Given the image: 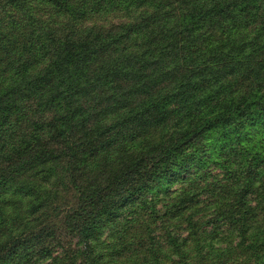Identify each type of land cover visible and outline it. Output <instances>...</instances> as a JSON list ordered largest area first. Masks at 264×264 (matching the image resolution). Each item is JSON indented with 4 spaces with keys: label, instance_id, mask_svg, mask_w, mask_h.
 Masks as SVG:
<instances>
[{
    "label": "rangeland",
    "instance_id": "1",
    "mask_svg": "<svg viewBox=\"0 0 264 264\" xmlns=\"http://www.w3.org/2000/svg\"><path fill=\"white\" fill-rule=\"evenodd\" d=\"M201 1L209 7L215 4V0ZM194 2L162 0L146 8L106 13L89 9L83 17L41 0H28L21 7L0 6V40L17 47L13 52L0 51V174H7L10 180L0 190V264H84L89 259H95L94 264H175L177 248L186 256V264H264V161H260L264 159V122L245 127L241 143L230 142L233 148L248 146L252 153L263 154L260 164L240 151L228 161L233 172L243 173L232 180L247 177L256 185L247 200L256 207L255 213H262L252 218V230L259 220L261 233H250V241L259 247L249 255L238 252L239 239L222 213L232 197L224 188H232L233 183L229 170L215 161L204 166L198 161L199 166L189 172L157 179L136 196H115L103 208L97 205L94 209L91 203L97 219L87 239L75 227L79 194L68 187L63 160L46 158L51 161L43 164L42 148L62 149L67 141L79 142L83 134L97 133L96 140L112 137L109 149L99 151L103 164L94 177L99 178L94 182L98 184L165 139L167 128L164 133L152 128L128 142V135L138 129L134 119H129L125 128L113 123L146 99L145 90L163 87V92L179 93L186 70L192 67L196 71L185 59V41L179 32L184 29L179 22L183 12L190 11ZM204 21L196 16V22L190 23L199 41H206L212 33L211 39L220 45L223 38L237 37L241 31L221 26L212 31L215 27ZM242 25L248 53L264 55V18L252 14ZM164 35L169 37L164 39ZM65 42L79 66L72 72L77 70L82 78L81 86L74 83L71 89L76 92L70 105L77 118L69 125L66 139L47 136L42 140L56 108L53 99L44 98L41 87L52 82L51 74L44 81L35 75L46 63L51 66L59 53L64 56L59 47ZM170 42L171 47L166 45ZM194 43L192 40L185 47L195 49ZM91 67L98 74L93 70L88 73ZM116 94L120 95L119 108L109 110ZM188 116L186 112L173 116L170 128ZM100 123L105 128L98 134L93 127ZM214 156L220 159L219 152ZM222 248L229 253L219 254ZM195 253H200L199 257Z\"/></svg>",
    "mask_w": 264,
    "mask_h": 264
},
{
    "label": "trees",
    "instance_id": "2",
    "mask_svg": "<svg viewBox=\"0 0 264 264\" xmlns=\"http://www.w3.org/2000/svg\"><path fill=\"white\" fill-rule=\"evenodd\" d=\"M27 1L0 0V6L21 7ZM41 1L51 3L66 13L80 14L83 17L89 9L106 13L133 7L146 8L148 5L160 3L162 0L152 3H149L148 0ZM194 1L190 11L183 12L179 22L184 26V29L179 32L185 41L183 44L185 59H189L196 71L192 67L186 70L179 93L163 92V87H158L154 91L145 90L148 94L146 99L139 106L137 105L136 109L132 108L127 114L120 115L113 123L125 128L126 122L131 118L134 119L138 129L128 135L126 139L128 142L139 135L147 134L152 128L159 129L162 133L167 128L168 133L165 139L162 138L159 143L154 144L147 153L136 156V159L128 162L125 167L106 175L105 179L98 184H94V182L99 178L94 180V177L97 176L98 167L103 164L99 158V151L109 149L112 137H102L101 140H96L97 133L93 136L83 134L80 136L79 142L67 141L62 149H47L45 151L42 148L41 150L45 166L51 161H46V158L63 160L62 170L68 180V187L79 194L75 214L76 217L79 215V218L76 220L75 227L77 229H75L85 239L93 226L92 222L97 219V213L94 210L97 205L103 208L105 205L111 204L116 199L115 196L121 198L129 195L136 196L146 189L145 185L149 186L157 179L180 176L183 172H189L192 167L199 166V162L204 166L215 161L221 168L229 170L227 173L233 183L232 188H224L227 192L232 193V197L225 209L223 208L222 213L226 215L234 235L239 239L238 252L249 255L250 251L256 253L259 247L258 243L250 241V233L255 230L257 233H261L259 220L254 227L255 230H252V218L262 213H255L256 207L250 205L251 203L247 200V196L254 192L256 185L252 183L251 178L247 177L241 180H232L239 178L243 173L233 172L228 161L233 160L231 155L238 154L236 151L250 156L253 161H258V164H260L259 158L263 156L262 153H252L248 146L240 149L233 148L230 146V142L241 143L245 127L264 122V58H259L264 55L248 53L247 34H244L242 27L245 18L252 17V14L261 19L264 18V0L261 2L258 0H215V4L211 7L202 3L201 0ZM209 8L212 9L208 10ZM200 12L205 16H200ZM227 14H230L229 17ZM196 16L204 17L205 23L211 22L209 26L215 27L212 31H216L220 26L222 29L230 28L231 31L241 29V31L237 37L223 38L220 45L215 44V40L211 39L212 33L208 35L206 41H199L194 34L196 30L190 26V23L196 22ZM226 19L229 20L224 21ZM168 37L164 35V39ZM85 39L81 42L88 45ZM192 40L195 42V49L185 47ZM261 40L264 45V36ZM172 43L166 45L171 47ZM64 44L66 45L64 46ZM67 45L65 42L59 47L64 52V56L59 53L57 57L52 58L51 66L46 63L43 70L35 75V78L42 76V81H44V78L51 74L52 82L41 84V87L44 98L49 96V99H53L56 108L55 113L49 118L51 121L48 131L40 137L42 140H45L47 136L50 138L62 136L66 139L70 136L68 134L69 125H72L77 118L70 105L76 92H72L71 89L74 87V83L77 87L81 86L82 78L77 76V70L72 72L79 66H77L75 58L72 57L73 49ZM15 46L13 42H1L0 51L5 49L13 52L17 50ZM192 56H196V59H192ZM93 66H100V64L94 63ZM187 67L186 65L183 68ZM92 70L95 72L92 67L87 72ZM100 94L95 97L99 98ZM111 96L113 95L108 97L109 100ZM119 102L120 95L116 94L115 98L111 100L109 110L113 107L119 108ZM70 110H73L72 114ZM185 112L189 116L175 124L174 129H171L169 121L172 117L178 114L182 116ZM104 126L97 124L93 128L98 134H101L104 131ZM116 134L119 135V133ZM227 142H229L228 146ZM46 144L47 142L42 145ZM209 146L210 148H207ZM91 150H95V152L92 153ZM203 152L207 153L206 157L202 156ZM216 152L220 153V159L214 156ZM260 161H264V159ZM251 166L252 162H250ZM84 181L90 187H86ZM9 182L7 174H0V190L6 187ZM139 184L142 185L139 186ZM259 194L261 193L259 192ZM116 202H118V197ZM91 203L94 204V209L91 207ZM87 248L89 251L88 245ZM188 252L186 251V253ZM224 253L228 254L229 250L220 249L219 254ZM183 254L182 250L177 248L175 255L178 257V261L175 264L187 263L184 260L186 256ZM199 254L195 253V256L199 257ZM95 261V259H89L84 264H94Z\"/></svg>",
    "mask_w": 264,
    "mask_h": 264
}]
</instances>
